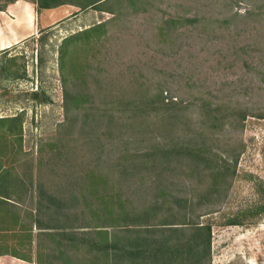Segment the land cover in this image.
<instances>
[{"label": "rangeland", "instance_id": "374dc122", "mask_svg": "<svg viewBox=\"0 0 264 264\" xmlns=\"http://www.w3.org/2000/svg\"><path fill=\"white\" fill-rule=\"evenodd\" d=\"M104 5L107 10L74 3L43 9L39 30L0 50V59L6 49L7 56H15L13 74L0 76V116H23L21 135L0 131V157L15 174L7 199L17 207L7 206L18 216L0 218V252L17 250L33 259L3 253L0 260L41 264V258L42 264H70L72 251L63 245L70 242L69 235L56 232L62 230L67 212L84 215L80 209L87 201V179L77 190L80 209L63 208V221L51 205V194L71 197L69 174L84 177L91 169L106 173L109 168L99 162L109 152L117 157L157 139L172 141L155 126L149 132L125 127L112 135L103 127L109 134L102 142L98 135L87 142L79 125L60 126L65 119L60 44L66 35L109 20L99 40L67 65L69 83L95 91L88 104L104 102L118 109L129 103L96 93L100 85L107 89V80L116 83L113 89L145 80L151 90L162 86L164 95L177 99L181 117L176 133L205 151H199L205 161L198 155L194 175L188 174L190 166L182 177L177 173L183 194L196 203L193 219L212 224L211 255L200 264H264V0H105ZM79 61L88 74L80 69L77 76L74 66ZM141 74L145 77L138 78ZM45 94L48 101L41 100ZM128 112L116 111L115 117L125 121ZM101 148L106 152L100 159L86 160ZM66 149L75 153L68 156ZM219 163L226 164L228 177L213 173L212 166ZM81 252H86L84 246Z\"/></svg>", "mask_w": 264, "mask_h": 264}, {"label": "trees", "instance_id": "16d2710c", "mask_svg": "<svg viewBox=\"0 0 264 264\" xmlns=\"http://www.w3.org/2000/svg\"><path fill=\"white\" fill-rule=\"evenodd\" d=\"M14 1L16 0H0V8H5ZM31 1L37 4L39 12L63 3H74L83 9L91 5L107 10L104 5L105 0ZM170 20L176 21V18ZM107 24L109 20H103L75 31L66 35L60 44L65 110V119L60 126L70 129L79 125L80 132L88 136L87 142L93 135H98L97 138L102 142V137L108 135V131L112 135L111 132L114 130L120 131L125 127L129 129L134 127L143 132H149L151 130L149 128L155 126L172 141L157 139L150 146L136 148L132 153H119L117 157H109L112 154L109 152L108 157L99 162L105 163L109 168L104 174L97 173L95 169L88 171L84 177L69 174L67 177L71 175L72 177L66 180V187L73 192L71 197L63 200L53 193L51 196H54L50 197L51 205L54 206L58 219L63 221L62 216L59 215L63 214V208L72 207V205L77 207L81 204L77 190L87 179L86 190H83L87 201L84 200V207L81 209L78 206L84 215L79 216L75 210L73 214L67 212L63 222L65 229L64 226L60 227L62 230L56 234L69 235L66 238L70 242L66 241L63 244L64 240L62 238L59 240L67 250L73 252L69 251L70 254H68L70 264H200L211 255L212 224L193 219L196 203L189 193L183 194L185 189L182 188V179L177 177L179 176L177 173H181L182 177L185 166H190L191 170L188 174L194 175V167L200 165L198 155L200 157L203 149L197 147L196 143L188 144L187 141H181L176 133L181 117L176 105L177 99H170L164 95L165 89L162 86L151 90V87L145 86V80H141V83L132 81L131 87L124 84L117 89H113L116 86L113 80H107L106 83H109L107 89L100 85L96 93L99 95L105 93V96H111L119 102L126 100L129 103L119 107L123 111L129 110L126 120L119 121L115 117L119 114L115 112L120 110L115 105L109 106L104 102L100 104V102L92 101L88 104L89 98L95 94V91L90 86L77 89V86L74 88L69 83L71 74H67V65L78 59L77 55L82 53L90 43L99 40L106 31ZM7 51L8 49L4 52L6 53L4 57L0 59L2 63L0 76L1 73L6 72L9 77L15 69V66L13 67L15 56H7ZM86 54L85 52V56ZM86 64L82 62L75 64L74 71L77 76L80 69H84L88 74ZM140 77L145 75L141 74L138 78ZM34 93L37 97L39 96L37 92ZM49 99L50 96L47 94L41 96L42 101ZM150 105L152 106L148 108ZM22 121V113L0 116V131L21 135ZM103 127L108 131L101 130ZM154 138L155 136L152 135L149 140ZM95 147L97 144L94 143ZM104 149H98L99 152H94L93 157L86 160L100 159L101 152H106ZM72 152L69 149L65 150L68 156ZM202 152L204 155L205 151ZM56 154L58 157L61 156L58 151ZM200 159L202 162L205 161L202 155ZM224 162H227V159H224ZM11 168L4 166L0 157V218H6V220L18 219L15 208L10 209L7 206L11 204L17 207L7 199L9 197L8 182L10 178L15 177ZM203 170L207 172L205 168ZM203 170L199 168V171L203 172ZM226 170V164L219 163L212 166L213 173L220 172L219 175L224 178L228 177ZM110 177L112 183H110ZM90 211L91 214H88ZM180 216L183 218H179ZM80 226L91 227L88 228L90 230H86L79 229ZM189 231L191 235L187 237ZM175 233L178 236H175ZM83 246L86 252H81ZM60 249V253L67 255L62 247ZM13 251L3 249L0 254L11 253L33 260L17 250ZM57 258H62V255L58 254ZM39 262L42 264L41 258Z\"/></svg>", "mask_w": 264, "mask_h": 264}, {"label": "crops", "instance_id": "0c3cea01", "mask_svg": "<svg viewBox=\"0 0 264 264\" xmlns=\"http://www.w3.org/2000/svg\"><path fill=\"white\" fill-rule=\"evenodd\" d=\"M45 10L48 11L46 8ZM39 14L36 3L31 0H16L5 8H0V50L39 30L43 19H40ZM3 259L0 264H14Z\"/></svg>", "mask_w": 264, "mask_h": 264}]
</instances>
